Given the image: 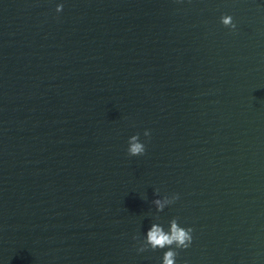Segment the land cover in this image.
Instances as JSON below:
<instances>
[{"label":"water","instance_id":"1","mask_svg":"<svg viewBox=\"0 0 264 264\" xmlns=\"http://www.w3.org/2000/svg\"><path fill=\"white\" fill-rule=\"evenodd\" d=\"M173 218L264 264V0H0V264H162Z\"/></svg>","mask_w":264,"mask_h":264},{"label":"clouds","instance_id":"2","mask_svg":"<svg viewBox=\"0 0 264 264\" xmlns=\"http://www.w3.org/2000/svg\"><path fill=\"white\" fill-rule=\"evenodd\" d=\"M63 8L62 4H58L56 11L60 12ZM221 22L223 25L228 26L232 29L236 28V24L233 22L231 15H222ZM145 136H149V130H145ZM145 144L140 142L139 134L132 135L129 138V147L128 152L130 155H143L145 153ZM179 199L178 194H173L171 197L164 196L163 198H157L153 201L156 205L158 211H162L166 205L174 203ZM192 231L191 227H182L179 225L177 218H173L170 221L169 230H165L162 225L158 223H153L148 229L146 234V239L138 248V251L143 252L149 246L155 250L156 248H167L168 250L164 252L162 264H176V256L178 255L177 251L172 247L175 245L176 249L179 248H188L192 242ZM184 264H188L187 261H184Z\"/></svg>","mask_w":264,"mask_h":264}]
</instances>
